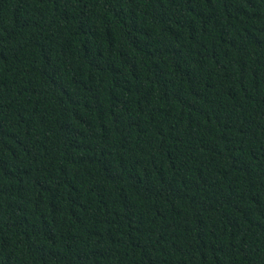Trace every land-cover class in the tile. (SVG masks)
Wrapping results in <instances>:
<instances>
[{
  "label": "trees",
  "instance_id": "1",
  "mask_svg": "<svg viewBox=\"0 0 264 264\" xmlns=\"http://www.w3.org/2000/svg\"><path fill=\"white\" fill-rule=\"evenodd\" d=\"M0 264H264V0H0Z\"/></svg>",
  "mask_w": 264,
  "mask_h": 264
}]
</instances>
